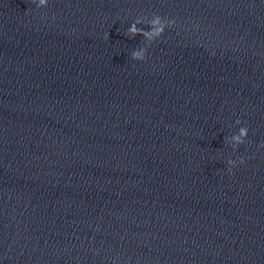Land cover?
I'll return each mask as SVG.
<instances>
[{
  "label": "water",
  "instance_id": "1",
  "mask_svg": "<svg viewBox=\"0 0 264 264\" xmlns=\"http://www.w3.org/2000/svg\"><path fill=\"white\" fill-rule=\"evenodd\" d=\"M0 264H264V0H0Z\"/></svg>",
  "mask_w": 264,
  "mask_h": 264
}]
</instances>
